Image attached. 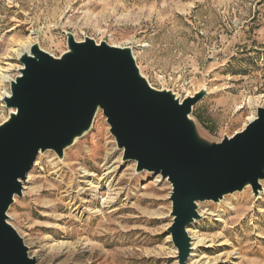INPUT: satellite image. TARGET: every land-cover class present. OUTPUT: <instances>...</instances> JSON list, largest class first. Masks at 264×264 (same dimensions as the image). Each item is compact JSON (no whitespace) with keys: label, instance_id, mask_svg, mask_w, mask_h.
Listing matches in <instances>:
<instances>
[{"label":"rangeland","instance_id":"obj_1","mask_svg":"<svg viewBox=\"0 0 264 264\" xmlns=\"http://www.w3.org/2000/svg\"><path fill=\"white\" fill-rule=\"evenodd\" d=\"M69 35L130 48L149 84L181 102L205 91L190 118L210 143L264 108V0H0V125L19 44L59 58ZM122 156L102 110L62 158L40 153L8 211L38 264H180L170 183ZM200 208L187 231L203 243L186 264H264V194L247 187Z\"/></svg>","mask_w":264,"mask_h":264},{"label":"water","instance_id":"obj_2","mask_svg":"<svg viewBox=\"0 0 264 264\" xmlns=\"http://www.w3.org/2000/svg\"><path fill=\"white\" fill-rule=\"evenodd\" d=\"M3 99L12 110L0 125V264H38L8 222V211L40 153L64 150L88 132L102 110L122 161L136 172L161 175L172 192L168 229L186 264L192 250L188 228L200 220L198 203L220 202L251 187L257 197L264 180V108L246 128L219 143L198 134L190 118L205 91L182 102L153 88L142 76L130 48L78 42L55 58L33 45Z\"/></svg>","mask_w":264,"mask_h":264},{"label":"bare ground","instance_id":"obj_3","mask_svg":"<svg viewBox=\"0 0 264 264\" xmlns=\"http://www.w3.org/2000/svg\"><path fill=\"white\" fill-rule=\"evenodd\" d=\"M33 44L32 43H30L29 41H26V42H21L20 44H19V46H20V48H19V50H18V56L19 57H21L24 53H29L30 52V48H31V46H32ZM0 79H2L4 82L5 81H7V79H8V76H6V74H5V71H3L2 69H1V67H0ZM8 96H10V93H4V97H3V99L5 98V97H8ZM256 117V116H255ZM254 118V117H253ZM252 118V119H253ZM251 119V120H252ZM87 172V171H86ZM88 177H90V175H88ZM245 192V191H244ZM259 194H261V195H263L264 194V188L260 191V193ZM200 206V205H199ZM199 215H200V217L201 218H203L204 217V214H207V212H205V211H202L201 210V208H200V210H199ZM222 215H219V218H217V220H221L222 218ZM192 239V248H191V250H192V252H194L195 250H196V248L198 247V246H200L202 243H203V239H199V238H195V237H192L191 238ZM193 255H194V253H192Z\"/></svg>","mask_w":264,"mask_h":264}]
</instances>
